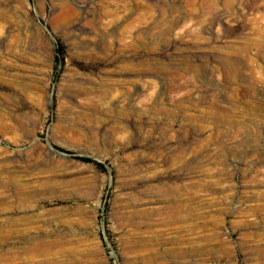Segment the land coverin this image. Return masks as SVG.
<instances>
[{
    "label": "rangeland",
    "instance_id": "obj_1",
    "mask_svg": "<svg viewBox=\"0 0 264 264\" xmlns=\"http://www.w3.org/2000/svg\"><path fill=\"white\" fill-rule=\"evenodd\" d=\"M0 264H264V0H0Z\"/></svg>",
    "mask_w": 264,
    "mask_h": 264
},
{
    "label": "trees",
    "instance_id": "obj_2",
    "mask_svg": "<svg viewBox=\"0 0 264 264\" xmlns=\"http://www.w3.org/2000/svg\"><path fill=\"white\" fill-rule=\"evenodd\" d=\"M78 158L85 160V161H91V158L86 157V156H78Z\"/></svg>",
    "mask_w": 264,
    "mask_h": 264
}]
</instances>
